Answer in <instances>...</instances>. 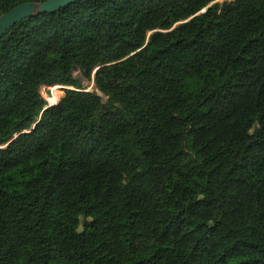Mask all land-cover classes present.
<instances>
[{
	"label": "trees",
	"instance_id": "16d2710c",
	"mask_svg": "<svg viewBox=\"0 0 264 264\" xmlns=\"http://www.w3.org/2000/svg\"><path fill=\"white\" fill-rule=\"evenodd\" d=\"M218 1L82 0L1 38L0 264H264V0Z\"/></svg>",
	"mask_w": 264,
	"mask_h": 264
},
{
	"label": "water",
	"instance_id": "95a60500",
	"mask_svg": "<svg viewBox=\"0 0 264 264\" xmlns=\"http://www.w3.org/2000/svg\"><path fill=\"white\" fill-rule=\"evenodd\" d=\"M80 1L82 0H48L41 5H36L34 3L20 5L0 16V40L10 28L27 18L39 14H54Z\"/></svg>",
	"mask_w": 264,
	"mask_h": 264
},
{
	"label": "rangeland",
	"instance_id": "374dc122",
	"mask_svg": "<svg viewBox=\"0 0 264 264\" xmlns=\"http://www.w3.org/2000/svg\"><path fill=\"white\" fill-rule=\"evenodd\" d=\"M224 1L225 0H220V1H218V3L221 4ZM227 1H229V0H227ZM72 76L74 79H76L80 82L82 89H84L86 92H96L93 88V83L85 80L78 71H74L72 73ZM54 88L55 87H53L52 89H50V88H44V90L40 89V93H41L43 99L46 101L47 106H50V104L53 103V100L49 101V99H51V97L53 95H58L57 96L58 97L57 102L63 97V91L65 88L59 87V86H57V88H55V89ZM102 99L105 100L104 97H102ZM49 102H50V104H49Z\"/></svg>",
	"mask_w": 264,
	"mask_h": 264
},
{
	"label": "built area",
	"instance_id": "2783aa9c",
	"mask_svg": "<svg viewBox=\"0 0 264 264\" xmlns=\"http://www.w3.org/2000/svg\"><path fill=\"white\" fill-rule=\"evenodd\" d=\"M41 89L44 90V87H42ZM50 89H52V88H50Z\"/></svg>",
	"mask_w": 264,
	"mask_h": 264
}]
</instances>
